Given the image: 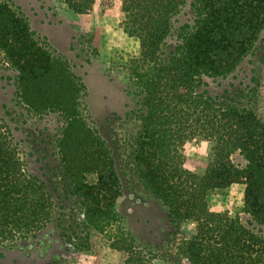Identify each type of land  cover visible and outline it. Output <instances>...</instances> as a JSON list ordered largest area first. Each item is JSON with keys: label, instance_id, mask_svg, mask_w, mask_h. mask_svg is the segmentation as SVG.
<instances>
[{"label": "trees", "instance_id": "16d2710c", "mask_svg": "<svg viewBox=\"0 0 264 264\" xmlns=\"http://www.w3.org/2000/svg\"><path fill=\"white\" fill-rule=\"evenodd\" d=\"M62 1L77 13L113 6L124 32L139 40L134 68L144 69L135 80L145 110L133 160L170 220L194 225L184 242L188 263L264 264V235L209 204L214 192L245 184L244 210L264 224V123L253 109L222 98L229 89L219 95L211 86L217 78L238 75L258 50L264 38V0ZM187 4L194 15L182 21L178 16ZM176 23H181L176 38L168 44ZM0 51L15 71L17 95L25 106L63 116L57 148L69 193L81 200L89 226L111 231L118 221L114 207L120 182L111 150L79 113L80 78L2 0ZM197 139L211 142L202 172L185 165V147ZM235 153L244 165L232 161ZM54 207L46 185L26 172L0 118V244L36 237L54 219Z\"/></svg>", "mask_w": 264, "mask_h": 264}, {"label": "rangeland", "instance_id": "374dc122", "mask_svg": "<svg viewBox=\"0 0 264 264\" xmlns=\"http://www.w3.org/2000/svg\"><path fill=\"white\" fill-rule=\"evenodd\" d=\"M2 1L25 17L43 46L80 78L84 88L79 113L111 150L121 195L114 207L118 221L111 231L102 233L84 221L82 202L69 193L57 148L63 116L25 106L17 95L15 71L4 63L0 51V118L13 135L26 172L46 185L55 202L54 219L36 237L0 244V264H189L184 242L194 225L170 220L166 207L139 178L133 160V143L145 110L135 80L144 69L134 68L140 52L138 38L124 32L111 5L77 13L62 0ZM193 15L187 4L178 18L183 21ZM179 25L175 24L168 44L176 38ZM211 86L219 95L229 89L222 98L253 109L264 123V38L238 75L217 78ZM185 149V165L202 172L211 142L197 139ZM232 161L245 164L239 153ZM88 181L93 183L95 176ZM244 190L245 184L235 183L216 191L209 197L210 207L264 235V224L244 210Z\"/></svg>", "mask_w": 264, "mask_h": 264}]
</instances>
